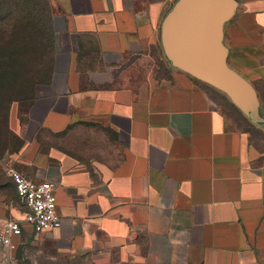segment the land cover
Masks as SVG:
<instances>
[{
	"label": "crops",
	"instance_id": "1",
	"mask_svg": "<svg viewBox=\"0 0 264 264\" xmlns=\"http://www.w3.org/2000/svg\"><path fill=\"white\" fill-rule=\"evenodd\" d=\"M176 1L48 0L54 71L9 162L55 185L61 226L35 233L0 191V223L21 226L12 264H264V126L164 60ZM235 1L227 63L264 117V0ZM83 127L102 133L88 129L85 150L39 139Z\"/></svg>",
	"mask_w": 264,
	"mask_h": 264
},
{
	"label": "water",
	"instance_id": "2",
	"mask_svg": "<svg viewBox=\"0 0 264 264\" xmlns=\"http://www.w3.org/2000/svg\"><path fill=\"white\" fill-rule=\"evenodd\" d=\"M235 0H177L160 27L164 60L223 94L249 122L264 126L252 86L231 69L223 29L236 11Z\"/></svg>",
	"mask_w": 264,
	"mask_h": 264
},
{
	"label": "trees",
	"instance_id": "3",
	"mask_svg": "<svg viewBox=\"0 0 264 264\" xmlns=\"http://www.w3.org/2000/svg\"><path fill=\"white\" fill-rule=\"evenodd\" d=\"M52 22L48 0H0V70L7 68L10 71L9 77L16 87V95H28V106L35 99V87L48 83L53 75L55 53ZM9 136L19 139L9 132L7 125H2V153L7 150L4 145Z\"/></svg>",
	"mask_w": 264,
	"mask_h": 264
},
{
	"label": "rangeland",
	"instance_id": "4",
	"mask_svg": "<svg viewBox=\"0 0 264 264\" xmlns=\"http://www.w3.org/2000/svg\"><path fill=\"white\" fill-rule=\"evenodd\" d=\"M10 74L11 73L7 70V68L5 70H0V136L2 132V125H7L9 132L13 136L18 137L19 141L9 136V140L4 145L7 146V150L5 153H2L0 150V191L1 193L9 194V197L13 198L15 210H23L14 194L11 182L8 180L4 169L10 168L19 172V169L16 168L15 164L10 163L9 161L13 158V156L15 157V155L19 154L24 147L22 135L25 131L24 127L27 125L26 109L29 104V99L27 100L26 97L29 98V96L23 93L21 95L19 91H17L19 95H16V87L11 82L9 77ZM88 129H92L91 132H96V136L98 138H102V133L99 127H83L76 128L75 130L68 132L66 135L61 136H54L46 131H41L39 133V139L44 143V146H52L64 152H74L77 147L81 150H85L87 147L84 142L87 132H89L87 131ZM98 147L99 149L96 148L95 150H97L98 153H101L102 145ZM3 184H7L5 188H2ZM9 220L16 219L9 218Z\"/></svg>",
	"mask_w": 264,
	"mask_h": 264
},
{
	"label": "built area",
	"instance_id": "5",
	"mask_svg": "<svg viewBox=\"0 0 264 264\" xmlns=\"http://www.w3.org/2000/svg\"><path fill=\"white\" fill-rule=\"evenodd\" d=\"M13 185L16 197L25 208L24 222L37 234L57 230L61 218L57 212L55 185L48 181L35 182L14 169H5ZM21 236L20 222L4 220L0 223V264H12L17 248L15 240Z\"/></svg>",
	"mask_w": 264,
	"mask_h": 264
}]
</instances>
